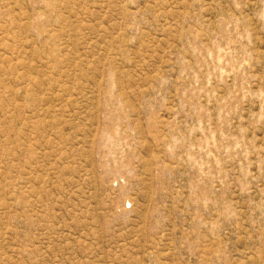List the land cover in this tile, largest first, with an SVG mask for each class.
Returning <instances> with one entry per match:
<instances>
[{
  "label": "rangeland",
  "instance_id": "rangeland-1",
  "mask_svg": "<svg viewBox=\"0 0 264 264\" xmlns=\"http://www.w3.org/2000/svg\"><path fill=\"white\" fill-rule=\"evenodd\" d=\"M0 264H264V0H0Z\"/></svg>",
  "mask_w": 264,
  "mask_h": 264
}]
</instances>
